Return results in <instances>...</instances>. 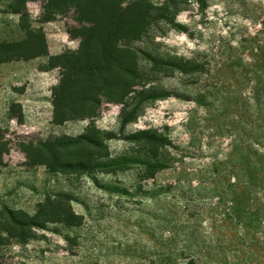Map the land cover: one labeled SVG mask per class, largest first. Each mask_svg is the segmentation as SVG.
Masks as SVG:
<instances>
[{
    "label": "rangeland",
    "instance_id": "374dc122",
    "mask_svg": "<svg viewBox=\"0 0 264 264\" xmlns=\"http://www.w3.org/2000/svg\"><path fill=\"white\" fill-rule=\"evenodd\" d=\"M137 1L171 2L166 20L129 45L147 55L140 61L143 85L134 88L144 93L140 102L130 95L128 107L105 103L93 121L56 125L51 94L58 69L42 57L0 64V264H149L154 242L165 235L164 215L180 206L202 213L181 227L234 235L220 230L215 213L228 214L231 205L219 199L236 184L242 157L248 147L258 149L264 128V0H123ZM13 6L0 0V43L25 38ZM42 6L32 1L26 10L49 55L76 51L78 41L67 35L73 15L43 23ZM158 56V63L192 65L184 72L154 67L149 61ZM89 131L101 148L67 150L102 157L88 172L53 171L28 150ZM143 133L165 145L148 143ZM37 212L42 229L24 227Z\"/></svg>",
    "mask_w": 264,
    "mask_h": 264
},
{
    "label": "trees",
    "instance_id": "16d2710c",
    "mask_svg": "<svg viewBox=\"0 0 264 264\" xmlns=\"http://www.w3.org/2000/svg\"><path fill=\"white\" fill-rule=\"evenodd\" d=\"M32 1H42L43 23L69 13L73 15L76 26L70 27L67 35L78 41L76 51L49 55L44 34L32 31L28 24L26 4ZM170 3L153 7L143 1L125 4L123 0H14L11 12L19 16L25 38L16 43H0V64L47 58L48 68L59 71L58 84L51 94L53 122L62 125L70 121H93L105 103L128 107L125 100L134 94L135 99L141 101L143 91L136 93L134 88L137 84L143 85V77L139 76L140 61L147 55L129 45L141 43L153 24L166 20L164 14H169L167 5ZM150 60L154 67L165 66L181 72L192 65L191 62L180 64L177 60L158 63L164 60L159 56ZM16 108L19 107L11 106L12 116L21 122V113ZM261 121L264 125V114ZM262 130L254 143L258 149H246L236 184H230L226 197L219 199L231 205L226 209L228 214H222L221 219L215 213L223 224L220 230L229 229L234 235L206 233L193 226L181 227V221L188 225L200 219L202 213L190 215L188 208L180 206L179 210L167 211L164 215L165 235L160 237L159 243L154 242L158 246L154 244L150 251L149 264H264V128ZM92 134L95 133L89 131L74 139H51L40 142L38 151L30 147L28 150L37 153L33 159L38 164L53 171L88 172L92 163L102 157H94L87 151L71 154L67 150L80 145L101 148ZM143 135L148 143L165 145L155 135ZM233 170L231 167L228 171L230 177H234ZM55 214L43 213V216L52 219ZM56 217L59 222L67 219L62 215ZM42 218L37 212L27 218L24 227L37 228Z\"/></svg>",
    "mask_w": 264,
    "mask_h": 264
}]
</instances>
